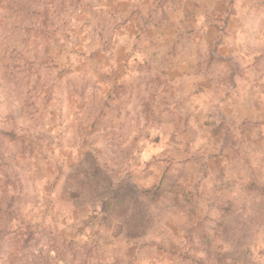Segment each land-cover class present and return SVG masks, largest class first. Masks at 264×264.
Here are the masks:
<instances>
[{"label": "rangeland", "instance_id": "374dc122", "mask_svg": "<svg viewBox=\"0 0 264 264\" xmlns=\"http://www.w3.org/2000/svg\"><path fill=\"white\" fill-rule=\"evenodd\" d=\"M263 192L264 0H0V264H264Z\"/></svg>", "mask_w": 264, "mask_h": 264}, {"label": "trees", "instance_id": "16d2710c", "mask_svg": "<svg viewBox=\"0 0 264 264\" xmlns=\"http://www.w3.org/2000/svg\"><path fill=\"white\" fill-rule=\"evenodd\" d=\"M104 190H106V188H104L101 183L95 184L88 182V180H83L80 184L78 183L76 187L69 185V183L66 184L64 196L68 198L76 210L82 213H91L92 209L97 208L99 204L105 203V210L102 212V215H104L109 212V209H111L115 202L110 192L108 193L109 190H107V193ZM24 234L28 236V239L32 238L31 231H26ZM42 254L43 253H32L31 249L24 247L22 248L20 259L16 264H37V261H46L45 264H49L50 260H46L45 256ZM54 259L60 264H76L74 261L68 260L63 253L59 254Z\"/></svg>", "mask_w": 264, "mask_h": 264}, {"label": "crops", "instance_id": "0c3cea01", "mask_svg": "<svg viewBox=\"0 0 264 264\" xmlns=\"http://www.w3.org/2000/svg\"><path fill=\"white\" fill-rule=\"evenodd\" d=\"M165 28L162 29V31L164 30Z\"/></svg>", "mask_w": 264, "mask_h": 264}]
</instances>
